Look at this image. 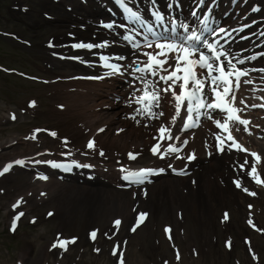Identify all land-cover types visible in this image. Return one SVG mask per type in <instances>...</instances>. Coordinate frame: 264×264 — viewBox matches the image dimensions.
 <instances>
[{
  "label": "rangeland",
  "instance_id": "obj_1",
  "mask_svg": "<svg viewBox=\"0 0 264 264\" xmlns=\"http://www.w3.org/2000/svg\"><path fill=\"white\" fill-rule=\"evenodd\" d=\"M71 4L70 1H64L61 5H54L51 0H0V65L6 70L16 69L25 76L42 80V82H33L19 75L10 76L0 72V143L14 139L18 141V143L0 154V168L5 160L20 155H28L31 151H38L40 149L39 144L32 146L30 142L23 140L33 128L46 127L65 132L69 126L63 120V116L79 113L85 107L83 112L88 113L89 105L91 104L85 99L80 98L84 94L82 91L107 90L105 86H93L95 83L67 81V79L73 77L75 74L88 73V71L78 64L55 60L50 55L51 51L45 47V43L51 37L56 39L57 45L61 42V38L65 42L69 41L66 38V34L72 33V27L77 24L73 23L74 21L67 22V20L70 18L74 20V15H78L76 10L73 13L67 11L66 6H70ZM22 6H27L30 10L24 13L20 9H14ZM42 12L49 13V16L55 17L56 21L48 22L42 16ZM263 14L264 11H260L257 17H261ZM247 33L243 31L240 35H247ZM10 34H16L17 37L30 41L32 46L27 47L17 42ZM80 38L88 40L81 33L78 34L77 39ZM241 45L247 46L248 41L242 42ZM56 80L58 81L53 83ZM108 83L116 88L118 86L116 83L121 82L108 81ZM136 86L140 88L138 83ZM130 92L131 89L128 85L127 92L115 90L112 95H109L111 99L105 97L103 101H106L105 104L111 107L108 112L117 119L118 127L128 129V133L134 131V136L138 138V136H142L140 132H144L145 128L142 127L143 123L140 119L137 117L136 120L130 118L133 114V108L136 107L135 105L129 107L126 103L130 97ZM114 94H120L119 98ZM122 94L126 96L121 97ZM32 99L35 100L36 107L31 110L28 107L29 101ZM97 105L101 106L99 103ZM64 107L65 109H63ZM12 113L18 117L15 122L9 119V114ZM124 115L129 116L130 119L124 117ZM137 120L140 123H137ZM138 144L135 143V145ZM49 146L50 144L44 145L45 148H51ZM127 150L131 149L127 148L123 152ZM123 152L120 153L124 154ZM109 155L112 157L111 160H118L120 158V155L117 153H110ZM21 175L16 176L17 178L11 179L6 177L4 180H0V190H2L0 191V264H56L51 256H55L56 250L52 248V245L57 236L71 238L78 236L80 238L76 246L69 252L74 264H91L92 262L95 264H114V261L109 262L108 246H111V242L109 243L102 239L99 245L103 248V251L99 253L95 251L97 246L89 243L88 239H86V229L83 228L85 226L81 212H76L74 219L69 223L63 219L67 217L61 216V213H59V217L52 215L48 218L46 215L47 210H55L50 208L52 201L48 205L39 202L36 190L31 188L24 180H21L31 177L30 174L23 172ZM53 180L55 184L62 183L67 187V181L56 178ZM84 181L88 180L85 178ZM65 189L71 192V189ZM32 192L33 195L24 207L27 214L17 223L15 232L12 233L10 231L12 217L9 213V203L18 196H26ZM58 195L61 196L63 193H58ZM58 195L55 194L56 197L54 196V199H59ZM220 210L221 206L218 207L217 213ZM32 218L36 219L35 223L30 222ZM217 218L218 215L212 216L211 220L215 219L218 226ZM262 219V223H264L263 214ZM63 220L66 223H63ZM152 220L154 223V216ZM152 220L149 221V225H145L144 229L143 227L140 229L141 231L138 236L142 237L143 240L128 237V244H130L129 264H135L134 260H136L138 251H141V248H138V250L135 248L139 241L143 242V250L146 255H143V260H139L138 263H157L159 259L158 251L157 249L155 251L150 249V243L153 244L156 238L151 232L153 228ZM100 225L104 224L100 222ZM126 225L128 226V224ZM191 225L193 226L195 223L187 224V226ZM241 225H244L243 217L240 213L234 212L233 227L235 228V232H232L236 241L234 253L230 256L223 255V246L214 247V264H235V256L237 254H239L240 264H251L246 253L244 254L247 257V262L245 263L243 259L241 244L243 233L240 231ZM207 227L215 230L213 222L210 226L207 225ZM193 233L199 236L201 242L204 244L202 229L195 227L193 228ZM247 234L258 238V242L261 244L260 252L264 260V236H256L248 230ZM223 235L226 237L225 234ZM47 249L50 250L49 254H47ZM160 249L161 252H164H162V258L171 260L172 263L169 264H180L178 262L180 259H175L173 263V254L168 247L160 246ZM81 252H83L82 255ZM204 260L207 264H212V259L209 255H206ZM182 264H185L184 261Z\"/></svg>",
  "mask_w": 264,
  "mask_h": 264
},
{
  "label": "bare ground",
  "instance_id": "obj_2",
  "mask_svg": "<svg viewBox=\"0 0 264 264\" xmlns=\"http://www.w3.org/2000/svg\"><path fill=\"white\" fill-rule=\"evenodd\" d=\"M263 61L264 60L262 59L260 61L261 63H258L257 60L252 63L248 61L249 63H244L243 65L237 64V67L259 69L260 67H264ZM261 77H264V73L259 72L257 76L248 78L251 79L253 83H256V85L253 86L252 84H245L246 88L244 92L240 94L236 93L237 107H244L239 103L241 98L245 99L249 105H258L259 103L260 105L264 104V79H262ZM107 89L113 90L112 85L107 86ZM105 93L107 92L104 89H96L86 92L84 91L83 97L80 98L85 99L89 102V104H91L89 105V112H83V110L86 108L85 107L79 113L63 116V120L69 126L68 130L59 133L55 137L50 135V141L55 140L57 142L64 143L66 139L67 143L70 146V144H74L77 142L83 144L85 141L93 139L99 141L106 151L122 152L127 148L133 149L135 147L137 150L140 149V151L142 152L145 151L146 146L143 143L144 141H146V133L144 132L142 136H138L137 138L136 136H134V131L129 133L126 131H120L117 128L116 118L113 117L106 109L108 108V105L106 107V101H103V99L105 98ZM97 103H99L101 106H98ZM170 109H172V106L166 104L165 114L167 119L163 117L162 124L170 127L172 134L174 133V137L178 136L180 137V139L160 142V145L164 150L167 149L165 147L166 144H175L178 146L182 145V141L184 140H186L187 142L190 140L192 142V139L194 137H191V135H188L180 129H177L175 127V124L171 123V115L174 114V109L171 112L169 111ZM241 115L244 119H248L250 121L248 128L250 129L251 134H249V132L243 133L242 128H244V126L236 124L234 125L235 136L238 137L247 148L249 146V151L258 152V150H260L261 157H264V108L255 107L252 113V109L249 107L245 109L241 113ZM179 118L180 117L177 118L176 123L178 122ZM98 127H102L105 132L99 131L101 128L97 130ZM237 127L240 129L239 131H236ZM198 131H202V127L198 129ZM201 134L208 138L209 126L207 128H204ZM244 134L247 136L250 135L251 139L253 140V145H248V143L245 141L246 137L244 136ZM220 136L223 138L225 136V133L222 132ZM11 142L12 140L0 143V154L10 148L9 146L11 145ZM202 142L203 141H201V143ZM249 142L252 143V141ZM135 143L139 144L135 145ZM55 145L58 149L62 148V146L58 143H55ZM251 146H255L258 150L251 149ZM195 147L200 149L199 144H195L194 146L189 147V151L195 150ZM234 151H232L233 154L231 153L232 155L229 159H225L223 156L219 157L213 155L211 156V158L206 157L207 165H204L203 163V165L200 166V169H196L194 171V173L191 175L190 183H187L188 181L186 183H184V181H180L181 185H176L175 181L154 183L153 185H151L150 191L146 189H138L135 191L127 192L122 190L120 191L118 187L121 184L123 185V183L119 179H117L115 175L116 173H118L120 174L121 178L122 172L120 171V169H111L110 167L103 164L93 166L92 164L87 163L89 165H92V167L86 168L75 166L74 168L75 170L86 169L95 171V175L98 178L96 181L103 182V184L97 182L95 185L101 187H97L95 189H87L84 187H78L77 184H72L68 186L72 188V191L70 192L67 191L64 186H52L51 180L49 181V179L44 180L39 178L41 175H46L47 177H49V172L47 171L48 168L44 164H40L44 167V169L38 171V174H36L35 176L24 179V181L31 186H37L38 196L40 197V200L52 201L51 207L56 209L58 213L63 214L64 217H67L63 218L66 222L72 221L76 212H81L83 214L84 225L87 227L89 233L97 230L101 226L100 222H102L104 225H102L101 227L105 230V233H107L108 235H113V244L119 242L120 240H122V238L125 237V225L128 224V227L130 226L131 228L135 221L134 216H136L137 219L138 212L145 210L154 216V226L151 229V232H153V235L155 232L156 238H158L160 241V246H164V241L169 240L168 234L164 232V228L166 226H170L172 229V239L170 240L171 245L173 241L176 242V245L180 249H183L184 246L191 245L194 239L190 237L188 230H185L184 236H176L177 240H175L173 237V231L176 230L177 232H179L181 229H183V223L187 219V224L194 222L196 226L202 228L204 245L209 249H212L213 246L220 245L221 232L218 229L216 220H211V213L216 212L220 205L223 206L222 217L219 220V224L220 226L224 227V230H230V232H228L231 235V232H235V229L234 227H232L233 220L230 216L229 207H235L236 205H239L242 208L243 202L249 199L248 197L251 195L245 193L242 190L243 187H246L245 184L248 181L253 182L254 185H258L251 179L250 176L247 175L249 170H245L244 172L243 169L239 166L238 163L243 160L239 159L237 156H234ZM198 152L201 154V149L197 151V153ZM63 157L64 158L61 159L62 161L72 162L73 160H75L79 164H83L84 162L82 160H79L74 154L63 155ZM149 157L151 158L152 162H154L153 158H156V160H159L160 158L159 155L153 154H151V156ZM166 157L169 159L176 157V155L168 154L166 155ZM198 159L200 160L201 156H198ZM140 160L141 158L137 157V159L133 163H127L123 167L135 170V168L137 167V163ZM254 164L257 167L261 178L264 179V160L260 162L254 161ZM186 167L187 170H192L191 163H186ZM17 170L18 169H14L12 167L10 169V175H19ZM4 178L5 176L3 177V179ZM236 180H240L242 188L236 187L234 183V181ZM113 185L117 188L115 187L113 189ZM104 187H107L108 190H104ZM255 189H258V187L255 186ZM249 191L255 192V196L257 198L260 196L259 191H252L251 189H249ZM41 193H43L44 195H41ZM58 193H63V195L59 196ZM55 194L58 195L57 197L59 199H54ZM19 199L20 198H16L15 200L10 202L9 206L11 210H15L12 205ZM22 205H24V199L23 202L16 208L19 209L17 213L22 211ZM192 210H194L195 213L194 220H190ZM224 212H227L229 214L228 220H224ZM244 215L246 218L247 213H244ZM123 216H125V218H123ZM116 219L121 220V226H114L113 222ZM261 219L262 217H259L258 221ZM64 220L62 222L66 223ZM148 220H150V217ZM249 220L253 221L251 218L245 219L247 223ZM212 222L215 227L214 231L207 228V225L210 226ZM243 227H240L241 231H244ZM134 238H136L137 240H143L142 237L138 236L137 232L134 235ZM242 238L252 237L244 235L242 236ZM137 245L140 246L141 253L138 251L136 260H134L135 264H139L138 261L143 260V255H146L142 248L143 242L139 241L137 242ZM248 245L249 247H246L251 250L252 253H254L253 250L256 249L259 244L257 239L253 237ZM157 247L158 246L151 244L150 249L152 251H155ZM168 247H170L169 244ZM119 251L123 253L124 261H127L129 254L128 247H126L124 250ZM56 252L59 253L60 251L58 250ZM60 254L61 256H57V264H61L60 262L64 264H71V261L69 260L70 256L68 254H63L61 252ZM158 254L159 257H162L161 252H158ZM205 257L206 255L201 256L202 262H205ZM183 259L185 260L186 264L192 263V260H188V258L184 254L182 260ZM165 260L167 259L165 258ZM165 260H161L160 258V261L157 264H163V262H166ZM91 264L95 263L92 262Z\"/></svg>",
  "mask_w": 264,
  "mask_h": 264
},
{
  "label": "snow or ice",
  "instance_id": "obj_3",
  "mask_svg": "<svg viewBox=\"0 0 264 264\" xmlns=\"http://www.w3.org/2000/svg\"><path fill=\"white\" fill-rule=\"evenodd\" d=\"M117 2L121 4L122 7H124L126 12L129 13L130 19L140 21L142 25L144 24L143 17L138 12L128 8L124 0H117ZM200 2L203 3V0H200ZM252 11H258V9L253 8ZM191 14L194 17L197 15L196 12H192ZM154 15L157 21H163L164 18L158 11L154 13ZM253 23L256 22L253 21ZM200 24L204 25V27L199 32H197L196 29L191 28L189 24L183 22H181L179 25L173 24L171 29L165 28V32L170 31L171 35L157 33L151 26H148V33L144 34L143 45H141L140 41L135 39L134 35L124 36V40L129 41L132 49L136 50L132 52V55L136 56V60H132L125 66L122 64L109 63V57L107 56H100V59L103 60L104 65L111 70L112 75L127 74L132 77V79L129 80V88L131 89L130 97L126 103L129 107H132L133 105H141L142 107L133 108V114L130 117L131 119L136 120V114L138 113L146 114L152 119L158 120L161 117L167 119L163 108L165 104H168L172 106V109L169 110L170 112L174 109V114L171 115V123L175 124L177 118L180 117V119L184 121L182 130H186L190 127L198 126V118L201 115V109H210L212 112H217L218 110L217 114L223 113V119H214L212 113L208 114V118L214 119L216 127L227 134V139L231 141V143L228 145L229 149L234 148L237 151L248 153L249 150L242 146L233 136L232 126L236 124L243 125L244 130L251 134V131L248 128L250 121L248 119H244L241 113L249 107L264 108V104L249 105L245 99L241 98L239 103L244 107H236V93L240 89L241 77L248 76L250 71L264 73V67H260L259 69H248L244 67H237V64L243 65L246 60H256L258 56L260 58H264V52H259L256 55L245 57L244 59H237L236 63H233V60L236 59V56H233L230 50L225 49L224 44L220 43V40L223 39V36L220 34L230 36L231 33L228 32V30L224 27H218L215 29L209 28L207 26V16H205V18L200 21ZM113 26L114 25L112 23L106 25V27L109 29L113 28ZM177 27L183 29V35L177 32ZM243 27L248 28L250 25L245 24ZM240 31H243V28H241ZM133 32H135V29H133ZM206 33L210 34V36L213 38L210 39ZM149 35L154 37L152 41H149ZM260 35L264 36V32H261ZM241 39H247V37H241ZM108 43V41H104L101 44L78 42L73 44L72 47L76 49L92 50L95 48L106 47ZM142 47L150 49V51L143 52V55L147 57V59L142 62L141 66L137 63V61H139V53ZM116 59L124 61L129 58L124 55H120L116 57ZM136 73H140V75H136ZM149 77H154L157 79L149 80ZM261 78L264 79V77ZM137 81H139L143 87L138 88L136 86ZM243 83L250 85L253 83V81L251 79H246L243 81ZM206 87L210 88L211 99H206ZM30 106H35V101L30 102ZM154 108L160 109V111H153ZM182 109L186 111V119L181 115ZM193 113H196L195 117ZM12 119H16L14 114ZM189 121L191 123H188ZM137 123H140V121L137 120ZM239 130L240 129L237 127L236 131ZM40 131L42 130H35V132ZM99 131L102 132L104 129H100ZM120 131L123 130L121 129ZM158 132L160 133V137L153 138L154 140H157V143H154L150 148V151L153 155H159L160 158H164L165 155L178 153L181 150L173 144H168L167 149L162 152L160 150V141H163L164 139L179 140L180 137H173L171 128L164 124L160 125ZM51 135L55 137L57 134L55 132H51ZM33 138H35V135ZM216 139L218 141V150L221 152L224 151V148L220 147V145L224 143V140L219 134L216 135ZM64 143H67L66 139ZM182 143L186 145L188 142L184 140ZM87 148L94 149L95 141L89 140L87 143ZM99 154L100 156L105 155L103 150H101ZM62 155H71V153H62ZM139 155L140 153L129 152L128 158L129 160H136ZM250 155L257 162L264 160V157H261V155L256 152H251ZM176 158L181 159L180 156H176ZM187 159L189 161L195 159V154H189ZM35 163L48 164L54 168L63 167L66 170H70L69 165L60 164L53 160H37ZM71 163L78 167H92V165L89 164H79L75 160H73ZM117 163H119V161H117ZM246 163H248L247 157H245V164ZM13 164L23 165L24 161L15 160L14 162L8 163L3 167L2 171H0V175L7 173L13 167ZM169 167H171V165H169ZM243 167L244 165L242 164L241 168ZM120 171L125 173V175H123L121 178L124 181H128L129 185H131L133 183L142 184L151 174L157 171L163 172L164 169L157 170L153 168L141 167L132 170L121 166ZM182 171L183 170H181V173ZM247 175L250 176L256 184L264 185V179L261 178L255 164L250 166V171H248ZM39 178L44 180L48 179L46 175H41ZM234 183L237 188H242L240 180H236ZM242 190L250 195H256L255 192H250L247 187H243ZM41 195L44 194L41 193ZM22 202L23 197L17 200V202L14 203L12 207L16 209ZM251 207L252 205L250 204L249 208ZM23 215V212H19L13 218L11 223L12 231H15L16 222ZM52 215L53 213H48V216ZM147 215V212H138V219L135 221L136 226L131 228L133 232L136 231V227H138L144 221ZM223 218L224 220H228L229 214L224 212ZM32 222L35 223L36 219L33 218ZM113 223L114 226H119L121 224V220L116 219ZM248 223L253 227H256V225L253 224L251 220H249ZM256 230L264 231V229L260 228H257ZM97 231L98 230H94L91 232V237L93 239L96 238ZM164 232L168 234V239L171 240V227L166 226L164 228ZM105 235L108 234L105 233ZM76 239V237H73L71 238V241H60V238L57 237V243H59L60 248L67 251L66 245L69 242L75 243ZM57 243H53L52 248H56ZM228 243L230 247L231 242L229 241ZM119 248L120 245H116L112 250V255L117 258L118 264H125L124 255L119 251ZM95 251L100 252V249L97 248ZM176 258H180L179 252H177ZM253 259H258L255 254H253ZM165 264H167V262H165Z\"/></svg>",
  "mask_w": 264,
  "mask_h": 264
}]
</instances>
